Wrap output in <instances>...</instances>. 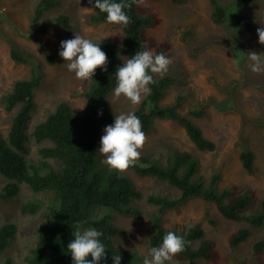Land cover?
<instances>
[{
  "label": "rangeland",
  "instance_id": "1",
  "mask_svg": "<svg viewBox=\"0 0 264 264\" xmlns=\"http://www.w3.org/2000/svg\"><path fill=\"white\" fill-rule=\"evenodd\" d=\"M38 1L0 0V31L13 39L21 49L32 53L42 63L45 73L42 85L35 92V111L25 125V131L30 136L27 144L29 162L37 161L38 149L41 146L50 145L49 142L38 143L34 140L31 136L34 126L43 121L61 100L68 101L76 115H79L86 105L83 92L90 80L77 79L74 72L68 71L65 61L58 55L60 41L73 38L74 32L92 40L111 39L117 44L123 39L119 25L109 22L92 25L88 22V15L94 12L88 0H62V5L45 14L44 18L53 19L64 14L69 17L73 29L67 30L52 25L47 33H38L36 39L46 43L44 50H41L36 40L26 36L33 9ZM219 1L230 3L233 0ZM138 5L142 14H151L156 19V23L145 28L143 32L147 48L153 52L162 48V53L172 60L168 71L162 76L170 75L175 82L166 90L162 103H173L176 95L182 93L186 99L179 110L180 113L187 114L189 109L205 102V115L191 118L202 129L204 136L216 145L213 151L198 150L180 125L168 119H157L152 130L146 134L145 143L139 151L162 161L172 149L192 153L200 162L198 175L208 181L213 174H218V188L229 187L234 191V195L249 189L254 202L246 212H258L260 201L264 197V125L253 120L264 119V72L251 71L247 52H264V44L258 42L256 32V29L264 24V0H256L252 4L242 6L241 17H238L236 8H232L223 24H216L211 19L210 0H184L182 3L171 0H140ZM240 21H255V27L247 30L240 26ZM186 31H191V35L186 36L185 40L183 36ZM50 53L57 56L55 64H50L45 59V54ZM126 59L122 54L120 64ZM28 75L29 67L11 59L9 45L0 36V98L2 94L10 91L15 80ZM234 82L238 85L232 86ZM211 101L224 104L220 107L211 104ZM106 103L115 115L131 111L138 105L132 104L123 96L115 99L112 92ZM17 108L7 112L0 103V133L4 137L7 136L11 117ZM103 129L99 138L103 135ZM241 141L255 153V168L252 174L247 173L240 163ZM100 158L103 161L102 154ZM50 162L56 167L54 161ZM123 173L133 181L144 197L151 192L170 196L178 194L176 189L152 177L138 176L130 169L124 170ZM6 182V179L0 176V188ZM19 187V193L14 198H0V226L13 223L17 228L14 240L0 255L1 263L10 258L13 264H28L26 257L36 244L37 227L48 216V211L54 203L51 192L35 193L25 183L19 184ZM29 200H40L43 203L37 214L20 212L21 204ZM135 203L144 211L143 216L110 212L113 216L112 222L126 231L125 234L115 236L113 244L135 249L143 258L149 249V214L154 207L148 205L144 199ZM108 211L96 209L94 216ZM211 220L214 223H211ZM197 223H200L204 230V238L214 243V259H198L196 264H264L262 255L252 252V244L256 240L264 239V227L252 228L249 238L231 249L228 244L230 235L249 225L245 221L224 218L214 203L202 198H193L178 209L169 210L163 215V225L168 229L178 230ZM194 244L197 245L198 242ZM183 262H186V259L175 254L166 264Z\"/></svg>",
  "mask_w": 264,
  "mask_h": 264
},
{
  "label": "trees",
  "instance_id": "2",
  "mask_svg": "<svg viewBox=\"0 0 264 264\" xmlns=\"http://www.w3.org/2000/svg\"><path fill=\"white\" fill-rule=\"evenodd\" d=\"M140 0H128L130 8L127 14L131 22L127 27H121L123 39L120 44L111 39L102 38L93 40L107 54V71L100 67L87 89L83 92L86 105L83 111L76 115L70 103L61 100L55 109L43 121L38 122L31 136L38 143L49 142L38 149L39 158L36 162H29L27 147L30 136L25 131L29 116L35 111L34 100L36 90L42 85L45 77L42 63L30 52L24 51L8 35L0 31V36L8 43L11 59L29 67L28 77L15 80L10 91L1 95L0 103L7 112H16L11 117L7 136L0 133V176L6 179L0 188V198L11 199L18 195L19 184L25 183L29 188L39 193L51 192L54 203L48 211V216L37 227V241L26 257L28 264H72V258L67 250L68 242L73 239V230L77 224L81 227L93 226L104 233L101 239L107 246L106 257L99 264H113L112 255L120 254L121 264H142L139 251L119 247L113 244V238L126 231L117 227L110 212H117L126 216H143L144 211L135 203L144 201L154 207L149 214L148 248L158 246L162 237L168 231L183 235L189 242L183 252L177 253L184 257L186 262L181 264H196V260L214 259L211 240L205 239V233L200 223L181 229H168L163 225V215L169 210H176L193 198H202L215 204L221 215L233 221H245L249 226L242 227L230 235L228 244L231 249L246 241L251 235V229L264 227V197L260 201L256 213H247L254 199L249 189L234 195L231 188L219 189L218 174H213L208 181L200 175L199 159L192 153L184 150L172 149L164 161L141 154L139 159L129 168L134 174L141 177H152L159 182L166 183L178 191L177 195L151 192L145 197L134 185L133 181L123 172L110 170L100 158L99 135L101 130L114 120V112L107 106V97L115 86V70L120 64L121 55L134 54L141 48H147L144 41V29L153 26L156 19L153 15L142 14L139 10ZM182 3L184 0H171ZM256 0H233L230 3H221L219 0H210L212 6L211 19L216 24L226 22L232 8H236L238 17H241V7L252 4ZM62 0H39L33 9L26 36L36 40L39 48L44 50L45 41L37 40L38 33H47L49 28L60 26L72 30L73 25L68 16L60 14L53 19H46L44 15L59 8ZM106 13L94 10L88 15V22L98 25L106 22ZM240 26L247 30L255 27V21H240ZM191 31H186L185 37ZM159 48L155 52L162 53ZM50 64L57 62L54 53L45 54ZM153 77L156 83L151 84V91L143 96L141 102L133 109L140 118L142 130L149 133L154 121L168 119L176 122L186 132L188 138L201 151H213L216 145L206 138L202 129L191 117L200 118L205 115V102L189 109L187 114L180 113V107L186 99L182 93L176 95L173 103L163 104L166 90L175 82L170 75ZM234 82L232 86H237ZM227 89L226 87H222ZM210 102V101H209ZM220 107L223 102L211 101ZM230 108V107H228ZM98 110L103 114L98 116ZM257 124L264 125V119H254ZM242 142L239 160L243 169L252 174L254 172L255 153ZM54 161L56 167L50 161ZM43 207L40 200H29L21 204L22 214H37ZM107 209V213L94 216L96 209ZM211 223H214L211 220ZM17 232L13 223L0 226V255L14 240ZM198 242L197 245L194 243ZM252 252L262 255L264 261V239L256 240L252 244ZM90 259V257H89ZM0 264H13V260L6 258Z\"/></svg>",
  "mask_w": 264,
  "mask_h": 264
},
{
  "label": "clouds",
  "instance_id": "3",
  "mask_svg": "<svg viewBox=\"0 0 264 264\" xmlns=\"http://www.w3.org/2000/svg\"><path fill=\"white\" fill-rule=\"evenodd\" d=\"M88 3L92 10L98 9L106 13V22L121 27H127L131 22V17L126 11L131 6L128 0H88ZM256 32L258 42L264 44V24L258 27ZM58 55L65 61L68 71L74 72L77 79L84 81L92 79L98 67L102 71H107V54L100 44L77 32H74L73 38L60 41ZM247 60L251 62V71L264 72V52L249 50ZM171 63L169 56L163 53L154 54L151 49L141 48L117 66L114 73L113 97L119 99L123 96L132 104H139L142 95L150 93V85L156 83L153 74L162 76L168 71ZM102 114V110H98L97 115ZM145 140L146 134L135 111L120 112L114 116L113 123L103 129L98 148L104 157L102 163L110 170L123 172L139 159L141 155L139 149ZM72 235L74 238L67 244L72 264H99L106 257L107 246L101 239L104 236L101 230L77 224ZM188 243L183 235L168 231L158 246L148 249L142 264H166L173 255L183 252ZM121 259L119 253L112 255L113 264H121Z\"/></svg>",
  "mask_w": 264,
  "mask_h": 264
}]
</instances>
